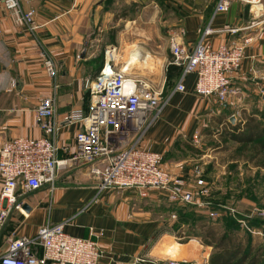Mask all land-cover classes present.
Listing matches in <instances>:
<instances>
[{
    "label": "crops",
    "instance_id": "crops-1",
    "mask_svg": "<svg viewBox=\"0 0 264 264\" xmlns=\"http://www.w3.org/2000/svg\"><path fill=\"white\" fill-rule=\"evenodd\" d=\"M210 1L212 3L204 8L201 4H191L187 6L189 10H180V23L169 38L165 37L158 44V54L153 49L143 48L149 51L150 62L154 63L155 54L157 62L168 69L172 60L171 39L182 40L192 51L202 39L217 48L248 38L250 43L245 51V60L241 68L231 75L232 87L237 94L223 104L216 98L202 99L195 93V75L185 79L184 93H174L182 71L173 67L172 74L176 77L178 74V78L169 95L170 109L165 119L150 126L140 142L141 147L160 155L173 145L175 123L170 120L175 121L174 116H182L183 124H178L177 129L183 134L190 131L185 123L188 114L223 113L231 125L236 126L243 124L239 115L248 114V117L257 119L251 111L259 107L260 100L264 101V20L255 17L250 6L238 2L232 4L229 12L216 13L218 0ZM20 2L25 11L35 10L37 28L29 31L18 26L14 13L0 2V148L13 138L42 137L36 110L42 99L55 96L59 122L57 159L68 160L75 152L76 135L83 130V125L69 124L67 117L73 110L88 112L90 97L85 88L86 81L95 78L104 65V55L97 50L100 39L96 27L99 21L114 19V13L107 5L115 0ZM208 28L212 32L206 35ZM231 29L238 32L232 33ZM116 44L112 40L110 46L115 47ZM139 47L133 44L126 50L123 66L128 73L131 66L134 67V64H129L130 53ZM111 54H116L115 59L118 60L123 57L118 52ZM46 57L56 64V79L50 78L44 68ZM233 117L236 118L234 122L231 121ZM220 120L224 123L226 119ZM53 186V190L51 185H46L39 191L19 196L24 213L11 211L0 233V257L7 251L9 238L33 237L49 223H65V232L70 236L93 238L99 243L103 252L100 264H135L138 258L147 259L145 264H155L177 260L173 258L175 252L179 257L184 254L178 259L182 262H198L203 249L200 242L192 240L190 244L196 241L200 246L189 253V249L184 248L190 244L171 245L168 232L154 238L163 229V223L153 219L149 209L138 207L133 197L139 194L134 190L100 191L88 165L76 166L69 162L57 174ZM161 197L160 193L152 192L147 199L159 201ZM2 207H6V203L0 199Z\"/></svg>",
    "mask_w": 264,
    "mask_h": 264
},
{
    "label": "built area",
    "instance_id": "built-area-1",
    "mask_svg": "<svg viewBox=\"0 0 264 264\" xmlns=\"http://www.w3.org/2000/svg\"><path fill=\"white\" fill-rule=\"evenodd\" d=\"M14 13L16 24L34 31L35 10L25 11L20 0H0ZM250 6L255 17L261 18L255 7L264 0H218L216 13L229 12L233 3ZM212 32L206 30V35ZM230 32L237 33V29ZM250 39L234 41L217 48L202 39L190 51L180 39H171L172 60L169 65L182 68V75L174 93L186 91L185 79L196 76L195 93L202 99L216 98L223 104L237 94L232 87L231 75L237 72L244 60ZM116 47L106 50L104 65L98 75L86 81L90 97L88 112H69V124L83 125L76 135L75 152L68 160H58L56 134L59 130L55 110V96L44 98L37 107V117L43 136L17 137L5 141L0 148V199L6 207L0 208V233L12 210L24 213V193L41 190L46 185L54 189L57 174L71 162L88 165L100 191L134 190L148 198L152 192L166 194L172 204H192L194 195L184 189L183 183L174 180L163 168L159 153L141 147L140 142L163 110L164 90L132 77L120 60L111 58ZM123 64V62H122ZM44 68L50 78L56 79L55 62L46 57ZM57 87V86H56ZM207 194L203 189L201 195ZM203 206V204H199ZM210 212V217H215ZM103 252L93 238H77L65 232V223L47 224L33 237H11L0 264H100ZM138 258L135 264H145ZM155 264H192L180 260H167Z\"/></svg>",
    "mask_w": 264,
    "mask_h": 264
},
{
    "label": "rangeland",
    "instance_id": "rangeland-1",
    "mask_svg": "<svg viewBox=\"0 0 264 264\" xmlns=\"http://www.w3.org/2000/svg\"><path fill=\"white\" fill-rule=\"evenodd\" d=\"M112 3L107 6L114 13V19L110 17L103 22L99 21L96 27L97 37L100 39L97 50L105 56L114 40L118 54L123 56L119 65L122 67L130 45L150 48L158 54V44L165 37L169 38L180 23L182 8L189 10L187 6L191 4H201L204 8L212 1L115 0ZM262 13L261 19L264 20V11ZM113 56L116 58V54L111 57ZM154 56L152 70L134 65L129 73L133 74L132 77L164 90V107L160 117L156 119L160 121L166 118L170 109L169 95L176 85L178 74L177 77L173 75L172 70L168 71L166 66L160 65ZM251 112L257 115L258 122L264 127V101L260 100L259 107H254ZM211 114L186 115L185 123L190 128L187 134L177 129L178 124H183L182 116H174L175 121L170 120L175 123V129L172 128L173 132L175 130L174 135L176 134L173 145L170 150L161 154L163 168L174 180L181 181L186 191L194 195L193 203L172 204L164 193L160 194L162 197L159 201L139 195L133 197L138 207L149 209L153 219H159L163 223V229L169 230L167 234L171 236V245L190 244L192 240L200 242L203 249L198 262L192 264H209L213 247L206 246L203 239L217 240L226 230L232 231L233 240L237 242L246 243L250 236L252 244L264 250V152L257 155L252 152L251 146L248 152H243L238 143L225 140V129L231 125L228 116L223 113ZM238 117L244 124L248 114ZM222 118L226 119L224 123H221ZM203 189L207 190V194L201 195ZM212 211L216 213L215 217H210ZM228 223L232 229L227 228ZM208 230L215 234L214 238L209 237Z\"/></svg>",
    "mask_w": 264,
    "mask_h": 264
},
{
    "label": "trees",
    "instance_id": "trees-1",
    "mask_svg": "<svg viewBox=\"0 0 264 264\" xmlns=\"http://www.w3.org/2000/svg\"><path fill=\"white\" fill-rule=\"evenodd\" d=\"M173 67L182 71V68L173 65L169 66L168 71L173 70ZM225 131L226 138L224 139L238 143L243 152H248L249 146L252 147V152H255L257 155L264 152V127L254 116L247 118L244 124L236 126L228 125ZM227 228L232 229L230 223H228ZM208 231L209 237L214 238L215 234L210 230ZM165 232H169V230L162 229L155 234L154 238H157L161 233ZM231 232L226 230L217 240L216 238L214 240L203 239L206 246L213 247L209 264H264L263 248H256L252 244L253 239L250 236H248L246 243L242 241L237 242L233 240Z\"/></svg>",
    "mask_w": 264,
    "mask_h": 264
},
{
    "label": "bare ground",
    "instance_id": "bare-ground-1",
    "mask_svg": "<svg viewBox=\"0 0 264 264\" xmlns=\"http://www.w3.org/2000/svg\"><path fill=\"white\" fill-rule=\"evenodd\" d=\"M261 8H262V6H260V5L255 7V10L258 14H261V12H259L261 10ZM111 56H112V54L110 53L109 59L115 58L114 56L113 57H111ZM150 59H151V57H150L149 51L143 47H139L137 50H133L130 53V63L129 64L137 65L139 68H142V69L147 68V69L152 70V66L154 65V63L150 62ZM131 75H133V74H131ZM199 246H200V244L198 242L193 241L189 246L185 247L184 250L189 249V253H191L190 251H193L194 249L199 248ZM183 257H184V254L180 257L176 252L173 254V258H176L177 260L179 258H183Z\"/></svg>",
    "mask_w": 264,
    "mask_h": 264
},
{
    "label": "water",
    "instance_id": "water-1",
    "mask_svg": "<svg viewBox=\"0 0 264 264\" xmlns=\"http://www.w3.org/2000/svg\"><path fill=\"white\" fill-rule=\"evenodd\" d=\"M84 56H85V52H83V54H82V57H84ZM235 119H236V118L233 117V118L231 119V121L234 122Z\"/></svg>",
    "mask_w": 264,
    "mask_h": 264
}]
</instances>
